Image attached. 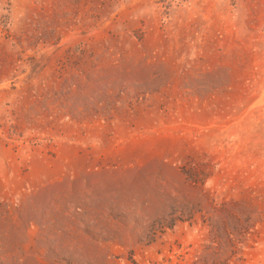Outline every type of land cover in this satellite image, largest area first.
<instances>
[{
    "label": "rangeland",
    "instance_id": "1",
    "mask_svg": "<svg viewBox=\"0 0 264 264\" xmlns=\"http://www.w3.org/2000/svg\"><path fill=\"white\" fill-rule=\"evenodd\" d=\"M0 264H264V0H0Z\"/></svg>",
    "mask_w": 264,
    "mask_h": 264
}]
</instances>
